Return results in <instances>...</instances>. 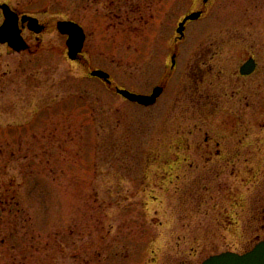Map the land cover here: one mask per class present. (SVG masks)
I'll use <instances>...</instances> for the list:
<instances>
[{"label": "rangeland", "instance_id": "1", "mask_svg": "<svg viewBox=\"0 0 264 264\" xmlns=\"http://www.w3.org/2000/svg\"><path fill=\"white\" fill-rule=\"evenodd\" d=\"M0 2L45 26L0 44V264H200L264 239V0H209L152 106L115 86L150 93L202 0ZM61 19L85 33L77 60ZM181 141L189 158L166 164ZM216 142L229 165L204 162Z\"/></svg>", "mask_w": 264, "mask_h": 264}, {"label": "water", "instance_id": "2", "mask_svg": "<svg viewBox=\"0 0 264 264\" xmlns=\"http://www.w3.org/2000/svg\"><path fill=\"white\" fill-rule=\"evenodd\" d=\"M204 2L206 0H203ZM0 10L3 20L0 24V44H6L13 51L19 52L27 49L29 46L24 40L21 32V26H26L28 30L38 34L41 33L45 26L41 24L36 17L15 12L7 3L0 2ZM200 11H193L187 14L178 24L176 32L183 34L184 22L187 20L197 19ZM56 30L66 35L67 56L71 60H76L83 48L85 34L82 27L72 21L61 19L55 23ZM256 67L255 60L248 58L239 68L242 75L251 74ZM90 76L97 77L106 83H110L109 74L101 69H94L89 72ZM115 91L129 101L141 105L153 104L156 98L162 92V87L155 86L150 94H140L127 89L116 88ZM201 264H264V239L258 241L250 250L244 253L225 251L209 256Z\"/></svg>", "mask_w": 264, "mask_h": 264}, {"label": "flooded vegetation", "instance_id": "3", "mask_svg": "<svg viewBox=\"0 0 264 264\" xmlns=\"http://www.w3.org/2000/svg\"><path fill=\"white\" fill-rule=\"evenodd\" d=\"M209 0H206L205 2L202 0V7L196 10H191L188 13L192 12V11H200V16L197 18L199 19L204 13H205V7L207 5ZM162 4V3H161ZM184 14L178 21H177V26L178 24L183 20V18L188 14ZM197 19H193V20H187L184 22V28H183V34L180 36L178 33H176V28H175V32L172 38V41H170V43H168V40L165 41V48L167 49V55H166V63L165 65L167 66V69L165 70V72L163 73L161 80H159V82L155 85V86H160L162 87V92L160 93V95L156 98L155 102L149 106L154 105L156 102H158V100L165 94L166 90H167V83L169 78H171V76L175 73L178 72L179 67H180V63H181V55L183 54V50L180 47V43H182L185 38L188 36L186 31L188 28L189 23L193 22L194 20ZM25 27L22 26V33L24 32ZM163 42V40H162ZM162 52L164 49V46H160L158 47ZM257 64V63H256ZM241 65V64H240ZM240 67V66H239ZM256 69V68H255ZM239 70V68H238ZM255 71V70H254ZM253 73V72H252ZM245 76V75H243ZM208 137L205 136V144L209 145L208 143ZM216 148H214V152L212 151L211 148H205L204 151L201 153L204 162L205 163H209L212 161L213 158H215V162H218L220 164H224V165H229L232 162L231 159V155L230 152L227 151L224 147H219L220 143L216 142ZM186 145H189L183 141L178 142L176 144V158L172 161L169 160V158H166V164L168 165H177L179 163H184L189 157H188V149L190 150V148H188ZM205 176V175H203ZM198 180H200L198 177H196V179L192 182H197Z\"/></svg>", "mask_w": 264, "mask_h": 264}]
</instances>
